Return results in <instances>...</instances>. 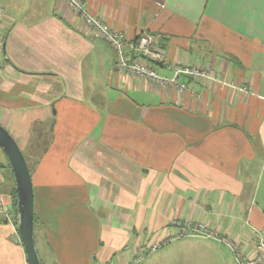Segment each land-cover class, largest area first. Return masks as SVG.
<instances>
[{
  "label": "crops",
  "instance_id": "crops-1",
  "mask_svg": "<svg viewBox=\"0 0 264 264\" xmlns=\"http://www.w3.org/2000/svg\"><path fill=\"white\" fill-rule=\"evenodd\" d=\"M83 1L127 40L150 32L167 62L220 82L181 79L179 91L114 71L111 47L60 0H1L0 124L28 151L41 264H128L174 236L173 220L252 256L264 232V0ZM0 152L13 218L0 217V264H27ZM227 251L189 234L148 263L236 264Z\"/></svg>",
  "mask_w": 264,
  "mask_h": 264
},
{
  "label": "built area",
  "instance_id": "built-area-1",
  "mask_svg": "<svg viewBox=\"0 0 264 264\" xmlns=\"http://www.w3.org/2000/svg\"><path fill=\"white\" fill-rule=\"evenodd\" d=\"M72 13L77 15L84 27L106 42L114 53L112 69L124 72L131 77L151 82L159 87L175 88L179 91L187 89V85L181 79H193L203 85L220 82L214 72L203 66H195L183 63H170L165 60L164 52L159 48L154 34L144 32L134 40H127L123 33L113 30L101 17L91 15L83 0H60ZM3 18V7L0 0V38ZM0 62V66L5 65ZM162 66L172 72L170 77H164L154 68ZM232 87V85H230ZM0 217L7 223H13V218L7 206L0 197ZM172 225L179 229L177 238L184 235H200L207 239L227 245L231 248L236 264H264V232L255 231V243L252 256L244 254L227 237L214 229L208 228L202 223L173 220ZM176 236L152 243L144 251L133 257L128 264H137L145 255L161 249Z\"/></svg>",
  "mask_w": 264,
  "mask_h": 264
},
{
  "label": "water",
  "instance_id": "water-1",
  "mask_svg": "<svg viewBox=\"0 0 264 264\" xmlns=\"http://www.w3.org/2000/svg\"><path fill=\"white\" fill-rule=\"evenodd\" d=\"M0 150L6 156L14 180L16 228L27 264H41L36 251L33 225V190L24 155L11 134L0 124Z\"/></svg>",
  "mask_w": 264,
  "mask_h": 264
},
{
  "label": "rangeland",
  "instance_id": "rangeland-1",
  "mask_svg": "<svg viewBox=\"0 0 264 264\" xmlns=\"http://www.w3.org/2000/svg\"><path fill=\"white\" fill-rule=\"evenodd\" d=\"M21 151H22V153L24 152V154H25V156L27 157L28 156V151L25 149V150H22L21 149ZM0 156H3V154L0 152ZM178 232L179 231H177L175 234H173L174 236H176L177 234H178ZM186 236H189V235H184V236H182V237H179V238H177V236L175 237V239H173V240H171L170 242H168L167 244H165L161 249H159V250H157V251H155V252H161L163 249H165L166 247H168L169 246V244L171 243V242H173V241H175V240H177V239H183L184 237H186ZM173 237V236H172ZM213 251H208V253H207V255H208V261H209V258L211 257V256H214L213 254ZM153 254H154V252H152V253H149V254H147V255H145L137 264H144L145 263V261H146V263H150L151 261H152V259H153ZM218 254H220V252H218ZM223 255H225V253H223ZM226 255L227 256H231V257H233V254H229V252L227 251V253H226ZM234 259V258H233ZM181 261H179V260H177L176 261V259H172L171 261H166V262H163L164 264H181L180 263ZM145 263V264H146ZM148 263V264H149ZM160 264V263H159ZM190 264H196L195 263V258L194 257H192V261H191V263ZM231 264H234L233 263V261L231 262Z\"/></svg>",
  "mask_w": 264,
  "mask_h": 264
},
{
  "label": "trees",
  "instance_id": "trees-1",
  "mask_svg": "<svg viewBox=\"0 0 264 264\" xmlns=\"http://www.w3.org/2000/svg\"><path fill=\"white\" fill-rule=\"evenodd\" d=\"M23 155H24V158H25V160H26L27 166H28L29 171H30V167H29V165H28L27 158H26V156H25L24 153H23ZM7 161H8V160H7ZM8 166H9L10 172L12 173L11 168H10V165H9V162H8ZM30 172H31V171H30ZM11 195H12V198H13L14 207H16V198H15V191H14V188L12 189V193H11Z\"/></svg>",
  "mask_w": 264,
  "mask_h": 264
}]
</instances>
